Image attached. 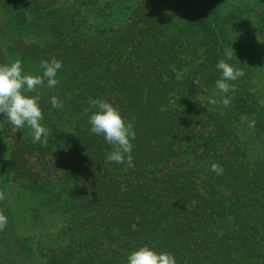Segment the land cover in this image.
Segmentation results:
<instances>
[{
	"label": "trees",
	"instance_id": "obj_1",
	"mask_svg": "<svg viewBox=\"0 0 264 264\" xmlns=\"http://www.w3.org/2000/svg\"><path fill=\"white\" fill-rule=\"evenodd\" d=\"M252 13L220 0H0V65L18 58L35 76L41 60L62 63L55 87L25 93L40 97L46 146L0 123V264H126L144 245L176 264H264V100L253 45H238ZM256 26L264 36V4ZM220 60L245 73L234 92L216 88ZM90 99L132 123L134 167L107 162ZM13 184L35 222H63L48 242L18 232Z\"/></svg>",
	"mask_w": 264,
	"mask_h": 264
},
{
	"label": "clouds",
	"instance_id": "obj_2",
	"mask_svg": "<svg viewBox=\"0 0 264 264\" xmlns=\"http://www.w3.org/2000/svg\"><path fill=\"white\" fill-rule=\"evenodd\" d=\"M234 51L225 52L226 59L232 58ZM40 67L42 75H31L22 72V63L19 59L10 64L0 65V113H3L7 120L13 125L15 130L25 126L31 129L32 142L41 143L46 146L47 137L50 130L42 126V111L38 105L39 96H28L25 93L34 92L38 87L44 85L53 88L57 85V71L62 67V63L55 58L50 61L41 60ZM216 68L221 71L222 76L215 84L221 93L235 91V86L228 81H235L245 76L242 69H236L225 60H220ZM225 107L231 104L230 99L222 98L220 101ZM53 108H61L62 102L56 96L50 98ZM89 108H85L88 117L90 131L96 135H102L105 141L111 146L108 153L107 162L126 164L127 167H134L131 151L133 148L131 140L135 139V131L130 122H126L120 115L118 109L103 99L89 100ZM209 103L216 104L215 98H210ZM127 170V169H125ZM210 170L217 175L223 174V168L217 163H212ZM5 199V195L0 191V201ZM7 226V217L0 210V231ZM126 264H176L173 254L168 252H157L147 245L140 246L127 256Z\"/></svg>",
	"mask_w": 264,
	"mask_h": 264
},
{
	"label": "rangeland",
	"instance_id": "obj_3",
	"mask_svg": "<svg viewBox=\"0 0 264 264\" xmlns=\"http://www.w3.org/2000/svg\"><path fill=\"white\" fill-rule=\"evenodd\" d=\"M220 2L226 9L239 6L253 9V13L251 14L252 26H250L248 32L240 37L238 45H244L249 42L253 45L254 49L248 55V58L256 65V78L255 82H253L255 85L254 88L260 91L264 100V36L259 33V28L256 26L257 13L261 10L264 2L263 0H220ZM4 49L5 42L0 41V50ZM10 58H7V64L18 59ZM21 63L24 65L22 67L23 73H33V65L24 64L22 61ZM7 122L9 121L6 116L0 113V123L3 124ZM7 146H9L8 142L5 145V149H7ZM6 193L8 198L7 202L15 214L18 232L20 234L24 237L31 236L35 241H41L42 243L48 242L49 237L52 238L58 234L63 222L55 215H47L42 217L40 221L35 222L29 212V208L34 206V202L30 199L28 192L21 186L13 184L8 187Z\"/></svg>",
	"mask_w": 264,
	"mask_h": 264
}]
</instances>
